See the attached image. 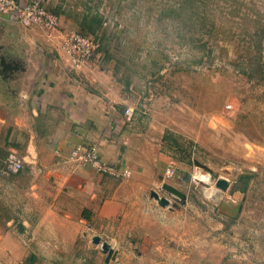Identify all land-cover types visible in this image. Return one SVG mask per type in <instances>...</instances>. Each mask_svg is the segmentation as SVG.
I'll use <instances>...</instances> for the list:
<instances>
[{"label": "rangeland", "instance_id": "rangeland-1", "mask_svg": "<svg viewBox=\"0 0 264 264\" xmlns=\"http://www.w3.org/2000/svg\"><path fill=\"white\" fill-rule=\"evenodd\" d=\"M40 2L59 23L27 26L64 57L86 99L125 119L133 109L127 146L145 154L147 166L136 165L150 185L121 219L50 226L48 201L61 199L54 177L31 163L6 174L14 156L0 144V264H263L253 236L264 199V0ZM75 33L87 41L76 61L66 48Z\"/></svg>", "mask_w": 264, "mask_h": 264}, {"label": "crops", "instance_id": "crops-1", "mask_svg": "<svg viewBox=\"0 0 264 264\" xmlns=\"http://www.w3.org/2000/svg\"><path fill=\"white\" fill-rule=\"evenodd\" d=\"M38 32L37 26L0 14V60L3 64L20 62L9 70L0 67V144L23 167L31 163L54 177L61 199L48 201V218L55 221L50 226L70 225L76 218L86 223L121 219L129 204L144 199L150 185L144 180L149 176L142 175L146 168L136 165L147 166L145 154L127 146V119L115 108L108 113L86 99L76 87L75 74L69 75L62 67L64 57L50 55L49 41L39 39ZM63 45L58 56L68 55ZM7 71L20 81L6 78ZM82 145H95L102 160L116 165L120 174H101L92 164L77 160L74 152ZM256 200L260 226L255 228L258 234L253 236V245L264 254V199ZM248 203L252 205V199L238 200L237 212Z\"/></svg>", "mask_w": 264, "mask_h": 264}, {"label": "built area", "instance_id": "built-area-1", "mask_svg": "<svg viewBox=\"0 0 264 264\" xmlns=\"http://www.w3.org/2000/svg\"><path fill=\"white\" fill-rule=\"evenodd\" d=\"M0 14L2 16H6L12 21H17L24 25L37 24L40 26L54 27L59 23V19L52 15L46 8H44L41 5L40 0H0ZM86 42V40H83L76 33L70 35L66 39V48L70 50L75 61L76 50L80 52L82 50L81 48L84 47L83 44ZM132 115L133 109L128 107L125 110V116L127 119H130ZM74 156L81 162L92 164L101 174H120L119 169L116 165L106 163L102 160L95 145H92L91 147H78L74 152ZM22 169V163L14 160H9L8 162H6L4 172L6 174H16ZM174 172L175 167L169 166L165 173V176L170 178L174 175ZM124 173L128 175L129 171L126 170L124 171Z\"/></svg>", "mask_w": 264, "mask_h": 264}, {"label": "water", "instance_id": "water-1", "mask_svg": "<svg viewBox=\"0 0 264 264\" xmlns=\"http://www.w3.org/2000/svg\"><path fill=\"white\" fill-rule=\"evenodd\" d=\"M217 186H219L222 189H227L229 186V182L226 179H219L217 181ZM163 187L168 190L169 192L173 193L174 195L183 198L185 197V194L178 189L177 187L173 186L172 184L169 183H164ZM153 195L156 199H158L159 203L163 206H166L170 203L169 199L165 198V197H160V195L156 192H153ZM94 241L96 243H99L101 241V237L100 236H95L94 237ZM103 249L105 251H108L109 256H112L113 254L115 255L116 253H114V251L111 250V246L108 242H103Z\"/></svg>", "mask_w": 264, "mask_h": 264}, {"label": "bare ground", "instance_id": "bare-ground-1", "mask_svg": "<svg viewBox=\"0 0 264 264\" xmlns=\"http://www.w3.org/2000/svg\"><path fill=\"white\" fill-rule=\"evenodd\" d=\"M204 177L208 178L206 175Z\"/></svg>", "mask_w": 264, "mask_h": 264}]
</instances>
